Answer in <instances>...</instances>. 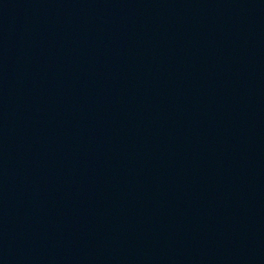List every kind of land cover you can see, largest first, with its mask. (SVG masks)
Masks as SVG:
<instances>
[{
    "label": "water",
    "instance_id": "1",
    "mask_svg": "<svg viewBox=\"0 0 264 264\" xmlns=\"http://www.w3.org/2000/svg\"><path fill=\"white\" fill-rule=\"evenodd\" d=\"M0 264H264V0H0Z\"/></svg>",
    "mask_w": 264,
    "mask_h": 264
}]
</instances>
